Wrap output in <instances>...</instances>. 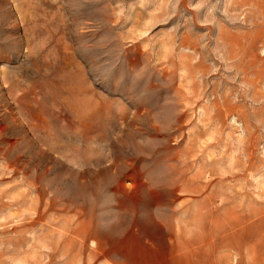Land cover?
<instances>
[{"label":"rangeland","instance_id":"obj_1","mask_svg":"<svg viewBox=\"0 0 264 264\" xmlns=\"http://www.w3.org/2000/svg\"><path fill=\"white\" fill-rule=\"evenodd\" d=\"M0 264H264V0H0Z\"/></svg>","mask_w":264,"mask_h":264},{"label":"bare ground","instance_id":"obj_2","mask_svg":"<svg viewBox=\"0 0 264 264\" xmlns=\"http://www.w3.org/2000/svg\"><path fill=\"white\" fill-rule=\"evenodd\" d=\"M84 222H85V221H84ZM80 226H81V225H80ZM76 227H78V226L76 225ZM82 227H84V226L82 225L81 228H82ZM77 229H78V228H77ZM75 231H76V230H75ZM78 233H80V232L78 231ZM82 235H83V234H82ZM84 235H85V234H84Z\"/></svg>","mask_w":264,"mask_h":264}]
</instances>
